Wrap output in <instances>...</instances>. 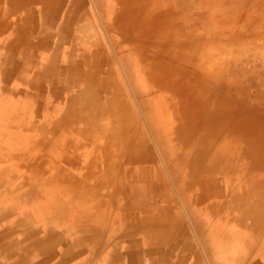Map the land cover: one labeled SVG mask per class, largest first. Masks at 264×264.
<instances>
[{
    "label": "rangeland",
    "instance_id": "rangeland-1",
    "mask_svg": "<svg viewBox=\"0 0 264 264\" xmlns=\"http://www.w3.org/2000/svg\"><path fill=\"white\" fill-rule=\"evenodd\" d=\"M46 1L49 2L48 5L45 3L47 13L52 15L58 30L62 28V36L65 35V29L71 28L70 37L77 49L91 48L92 52L98 50L100 54V61L97 62L99 65L95 67L96 77L92 78L95 81L87 80L90 79L88 69H83L80 65L75 66V79L78 80L76 88L82 96L73 103L75 111L72 118L78 119L79 115L84 117L85 121L96 122L97 130H100L102 135L88 132L86 140L76 133L64 132L63 136L67 139L64 156L73 158L78 166L84 167L93 156L90 140L100 136L101 145L109 146V142L115 139L113 153L109 154V157H115V165L112 166L111 173L105 174L99 193H92V182L82 181L81 175L76 172L78 166H68L58 160L61 152L58 145L61 140L54 141L55 135H50L51 140L46 143L44 151L40 126L42 118L48 119V115L40 112L39 98L45 87L41 85L50 84L58 76L55 68L58 65L59 51L53 52L54 62L49 66L52 68V75L42 82L39 80L33 88L26 85L27 65L26 56L21 52L23 47L19 41L13 46L10 43L12 39L15 43V36L22 33L18 31L19 24L29 25V28H33L35 24H31L30 20V24L27 20L20 21L14 24L13 34H10L13 37H0V195L5 199L18 195L21 202L25 203L27 197H22V194L32 193L30 200L43 203L49 193H63L61 197L67 206L73 198H77L81 200L78 204L82 207H91L96 195H101L103 205H107L112 215L123 211L122 207L119 211V205L126 208L125 211L141 208V216L147 219L146 222L154 223L155 226L159 220L164 225L168 224L170 229L175 221L167 206H174V211L179 212L182 221L188 226L191 241L197 244V234L189 225L183 201L192 197V193H196V182L186 174V166L177 168L178 172H173L167 166L161 148L145 126L136 101L130 93L127 77L117 62L111 44V32L101 20L100 14L106 15L107 5L102 0L98 6L93 3L94 0H84L86 6L85 3L80 4L81 0ZM164 5L169 6L168 10L171 11V30L168 28V22L167 25L163 23L158 30L153 19L144 18L139 37H188L185 42V47L188 48L187 62L196 65L195 57L202 58L206 71L213 73L209 78L218 87L219 100L230 106L244 108L242 113L234 110L246 118L251 130L264 131V0H168ZM0 6H4L3 0H0ZM145 6L142 5V15L150 10L148 5ZM162 8V11L166 9ZM76 11L82 14L79 20H74L73 14ZM165 13L167 12L163 14ZM27 15L30 17V12ZM0 27H3L6 33H10L12 28L6 23ZM41 27L43 28L42 25ZM22 34L24 36V32ZM39 51L41 54L38 56L42 60L35 65L36 68L45 65L46 59L52 54V47L40 48ZM128 58L132 83L142 88L144 84L138 80V63ZM109 96L118 97V111L124 115L128 125L125 135L123 132H117L116 127L114 129L105 118L99 119L91 111L85 112L84 109L83 114L79 112L85 104L103 106L107 102L104 98ZM145 99L153 116L157 114V110L164 108L161 105L163 99L159 96H145ZM61 102V99L55 102L56 106ZM54 115L59 117V112ZM127 135L133 136L132 142L125 140ZM262 148L264 149V144ZM257 166L256 169H263L259 170L264 174V162L257 163ZM59 167L66 171L59 172V181L52 179L45 182ZM77 185H84L89 193H74L70 188ZM132 193H140L141 196L133 199ZM154 193L157 195L154 196ZM43 204L45 206V203ZM3 206L0 202V227L3 225L9 233H14L5 238L7 231H0V260L13 255L9 247L23 224L30 223V227L37 228L39 222L37 209H33L35 207L27 206L24 209L19 206L22 209H8L11 213L4 215L1 213ZM156 217L160 219L156 221ZM118 220H114L115 225L111 229L117 230L114 226L119 225ZM128 221L123 219L121 225L125 232L122 239L124 242H128L127 238L131 235ZM49 225L45 223V229H49L47 234H51ZM18 235L24 238L22 233ZM9 237L13 239L8 241ZM242 249L241 247V251ZM23 253L28 255L29 251L22 248L16 254L18 256Z\"/></svg>",
    "mask_w": 264,
    "mask_h": 264
},
{
    "label": "bare ground",
    "instance_id": "bare-ground-1",
    "mask_svg": "<svg viewBox=\"0 0 264 264\" xmlns=\"http://www.w3.org/2000/svg\"><path fill=\"white\" fill-rule=\"evenodd\" d=\"M81 1L80 4L85 3L84 0ZM94 1L97 6L101 3V0ZM102 1L107 5V11L104 16L100 14L101 20L111 32V44L117 62L127 77L130 93L136 101L145 126L161 148L167 166L173 172H178L176 169L183 165L186 166V174L196 182V193L183 201L189 225L199 235L203 248L211 256L219 250V260L223 264H264V174L261 171L263 169H256L257 163L264 162V131L251 130L246 118L235 112L242 113L244 108L230 106L219 100L218 87L209 78L213 73L206 71L202 58L195 57L196 65L187 62L188 48L185 47V42L188 37H139L144 18L153 19L158 30L163 23L168 22L171 30V11L168 10L169 6L164 5L168 0ZM45 3L48 5L49 2L3 0L4 9L2 6L0 23H6L5 15L16 18L10 22V34H13L14 24L20 21L27 20L28 24L30 21L35 24L33 28H29L28 33H24L25 37H16L15 43L14 39L11 41V46L19 41L23 47L21 52L26 56L27 65L25 84L31 88L39 80L42 82L52 75V68L49 66L54 62L53 52L59 51L58 65L55 68L57 78L50 84L41 85L45 87L39 98V110L43 115H48V119L42 118L41 121V142L46 151L45 145L51 140L49 136L55 135L54 141L61 140L58 145L61 151L58 160L68 166L75 164L77 167L78 164L73 158L64 156L67 139L63 133H76L83 139L87 138L88 132H97L100 136L102 133L97 130L96 122L85 121L79 115L78 119L72 118L75 111L73 103L82 96L76 88L78 80L75 79V66L88 69L90 79L87 80L95 81L92 78L96 77L95 67L99 65L97 62L100 61V54L98 50L92 52L91 48L77 49L71 37H42L47 34L50 36L51 33L46 27L54 25ZM142 5L150 7L145 15H142ZM162 7L166 9L162 11ZM29 12L30 17L27 15ZM164 12L167 13L163 14ZM81 15L80 11H76L73 14L74 20L81 19ZM55 26L58 30V26ZM4 28H7L6 25ZM47 46L52 47V54L46 59L44 66L36 68L35 65L42 60L38 56L41 54L39 49ZM128 57L138 63V80L143 82L142 88L132 83ZM152 95L163 99L161 105L164 108L157 110L155 116L150 114L145 99V96ZM60 99L62 102L60 105L57 103V108L55 102ZM104 99L112 103L106 102L103 106L85 104L79 112L83 114L84 109L85 112L89 110L99 119L105 118L114 129L116 127L117 132L127 134L125 117L118 111V97L109 96ZM57 112L59 117L54 115ZM100 136L90 140L93 156L87 165L78 166L76 171L81 175L82 181L92 182V193H99L105 174L111 173L112 166L115 165V157H109L113 153L115 139L109 142V146L101 145ZM132 137L127 135L125 140L132 142ZM75 144L80 147L77 142ZM59 172L66 173L64 168L59 167L45 182L52 179L59 181ZM70 189L74 193H89L84 185ZM31 194H22V197H27L25 203L21 202L18 195L6 199L0 195V202L4 204L1 213L8 215L11 213L8 209L14 211L21 208L19 206L24 209L31 206L37 209L36 213L42 221L51 224L50 219L57 213L55 210L62 205L60 196L63 193H49L47 200L43 202L45 206L30 200ZM37 207H41L40 210ZM108 211L112 217L109 209ZM114 220L115 218L112 223ZM182 230L185 232V228ZM0 231H7L5 238L13 233H9L3 225ZM116 234L115 228L113 235ZM11 239L13 238L9 237L8 241ZM211 262L217 264L213 259Z\"/></svg>",
    "mask_w": 264,
    "mask_h": 264
},
{
    "label": "crops",
    "instance_id": "crops-1",
    "mask_svg": "<svg viewBox=\"0 0 264 264\" xmlns=\"http://www.w3.org/2000/svg\"><path fill=\"white\" fill-rule=\"evenodd\" d=\"M0 10L2 11V6ZM15 19L5 15L7 26ZM51 19L54 25L46 27L51 35L42 37L71 36V28L65 29V35L62 36V28L56 31L55 21L52 17ZM18 31L28 33L29 25L19 24ZM22 33L15 37H23ZM9 34L0 27V37H13ZM139 195L141 196L140 193H132V198L137 199ZM153 195L156 196L157 193ZM61 196L62 205L55 210L56 216L58 214L57 219H54L56 216L50 219L51 224L48 226L51 234L46 233V222L40 217L37 228L30 227V223L23 224L16 233L12 246L9 247L13 255L2 258L0 264H212V259L217 264H223L219 260V250L212 256L208 254L199 235L196 236L197 244L191 241L188 226L182 221L179 212L174 211V206H167L175 221L170 229L168 224L164 225L159 220L155 226L154 223L146 222L147 219L141 216V208L125 211L126 208L117 204L120 206L118 209L122 207L123 211L119 209L121 213L117 211L118 214L110 217L101 195H96L94 205L91 207L80 206L78 202L81 200L77 198H73L67 206ZM114 218L119 219V225L114 226L119 231L116 235H113L114 230H111L115 225V222L112 223ZM123 219L129 220L131 235L127 238L128 243L122 240L125 236L121 228ZM155 219L157 221L160 218ZM20 233L24 238L18 235ZM22 248L29 251V254L17 256L16 253Z\"/></svg>",
    "mask_w": 264,
    "mask_h": 264
}]
</instances>
